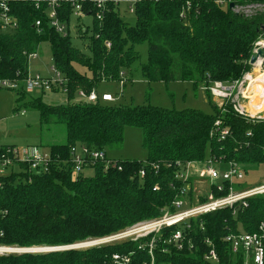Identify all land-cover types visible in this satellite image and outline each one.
Here are the masks:
<instances>
[{"label":"trees","instance_id":"1","mask_svg":"<svg viewBox=\"0 0 264 264\" xmlns=\"http://www.w3.org/2000/svg\"><path fill=\"white\" fill-rule=\"evenodd\" d=\"M49 1L0 0L17 23L16 29L8 30L0 24V79L14 80L18 74L27 78L29 56L48 43L53 65L67 79V95L74 98L80 91L90 94L101 82H120L123 71L140 59L137 47L148 44L147 62L141 66L146 81L189 82L198 88L241 80L252 69L249 61L255 43L264 38V13L245 17L230 9L231 4L264 6V0H229L226 7L217 0H139L134 5L133 26L124 21L114 1H108L99 21L100 10L93 0H76L93 17L90 36L89 29H79L82 38L89 36L88 53H84L73 46L70 36L63 37L49 26ZM61 2V21L70 26L73 6ZM110 104L48 106L40 98L32 101L30 106L39 112L41 125L66 126L67 142L51 147L47 173L35 174L27 164H19V173L0 175V246L72 247L157 220L163 209L175 211L173 202L185 188L176 180L178 163L214 157L240 166L245 173L249 168H264V122H248L230 108L223 115L217 106L208 115L198 110ZM217 121L229 129L224 140L215 133ZM127 127L142 131L146 160H114L108 167L98 162L74 180L71 149L86 146L107 154L108 149L122 146ZM6 148L10 147H0V153ZM87 170L93 171L92 176L84 175ZM156 186L159 189L154 191ZM262 224L264 195L247 199L245 206L190 221L181 249L172 241L177 227H171L138 242L42 254H0V264H114L115 255L129 256L130 264H245L244 254H233L226 238L258 233ZM212 248L218 263L205 259Z\"/></svg>","mask_w":264,"mask_h":264},{"label":"built area","instance_id":"2","mask_svg":"<svg viewBox=\"0 0 264 264\" xmlns=\"http://www.w3.org/2000/svg\"><path fill=\"white\" fill-rule=\"evenodd\" d=\"M37 1V0H34ZM108 1H114L115 5L122 3L120 0H93L95 7L100 10L97 15L98 20H102L103 11L106 8ZM67 3H71L73 6V17H83L85 13L82 10V6L76 0H66ZM125 3L130 4L134 12V5L137 0H124ZM229 0H217V4L224 7L227 6ZM61 0H50L48 2V18L49 26L53 28L58 34L63 37L70 36L71 25L61 21L60 12L63 9ZM189 5V3H187ZM38 7V4H37ZM0 24L3 30L16 29V21L9 15V8L6 4L0 3ZM36 26L40 27L41 22H36ZM264 38L261 40L263 41ZM259 46L264 47V43H260ZM110 48V44L108 45ZM38 59V54L29 56V60ZM263 65V61L259 63ZM262 79V80H261ZM256 78L249 74L245 79L235 81L230 84L213 83L210 87H206L212 98L217 99L220 102L219 109L223 114L227 112V109H232L237 115L246 119L253 124L264 122V91L261 93L260 85L264 86V76L259 77L258 85H255ZM258 89V90H256ZM0 90H6L11 92H24L32 93L38 91L41 94L49 92H60L67 94V79L64 74L59 71L54 65L49 69L48 76H42L37 74L31 76L30 73L27 78L21 79L20 75L14 80L0 79ZM264 90V88H263ZM80 102L89 104L96 103H108L114 102L115 98L110 95L99 96L94 90L90 94L80 91L77 94ZM250 107V108H249ZM218 134L221 140H224L229 135V129L222 128L220 121L215 123ZM212 135H215L214 133ZM72 153V174L74 178H78L83 174L85 169L90 166H95L98 162H103L106 167L114 164V160L107 158V154L103 151H97L86 146H76L71 149ZM51 163L50 153L43 154L36 148H25L20 150L18 148H6L0 153V175H3L2 171L6 170L13 165L27 164L30 167V171L35 174H44L49 170ZM116 163V162H115ZM223 165L224 169L218 168ZM176 180L185 184L189 179L186 175L191 171H194L201 179H206L210 182L215 189L223 192L225 188H229L230 194L225 198L215 199L213 196L210 200H214L199 207H188V189L183 188L180 195L176 197L172 207L175 211L165 209V214L154 221H148L140 223L132 228L121 231L110 237L93 241L90 246L97 247L102 245H110L123 242H138L140 239L147 237L157 236L165 228L177 227V230L173 234L172 241L177 244L178 248H182V242L184 240V231L187 227H190V221L196 220L201 216L216 212L219 209L234 207L236 205H246V200L264 193V187L241 190L234 193L233 190L240 188L237 185L245 178V172L242 168L233 163H224L222 160L218 161L214 158H209L204 162L178 163L175 166ZM4 172V171H3ZM141 178H144L145 172L141 171ZM186 187V186H185ZM159 186H156L154 191H157ZM242 189V188H240ZM226 242L229 244L233 254L242 253L247 260H251L254 264H264V224L261 225L259 232L255 234H240L230 235L226 238ZM208 245L213 246L211 242L207 241ZM153 243L150 245V254H152ZM207 261L212 263L218 262L217 254L212 248L209 254L205 257ZM114 264H130L131 258L129 256L115 255L113 256Z\"/></svg>","mask_w":264,"mask_h":264},{"label":"rangeland","instance_id":"3","mask_svg":"<svg viewBox=\"0 0 264 264\" xmlns=\"http://www.w3.org/2000/svg\"><path fill=\"white\" fill-rule=\"evenodd\" d=\"M120 1L122 3L119 4V11L122 18L127 24L133 26L136 23V18L134 16V12H131V5L125 3L124 0ZM224 7H226V5ZM233 11L237 15L252 17L257 13H264V6L257 4L248 6H235V9ZM92 26L93 17L86 15V13L83 17H79V19H77L76 17L72 20V25L70 28L71 42L75 48L83 51L84 53H88V51L86 50V46L89 44V36L91 35ZM79 29H81L83 32L89 29V36H85V38H82V34L79 32ZM260 43H264V40H260L255 43L252 56L257 55L260 50L264 51V47L259 46ZM108 45L109 44H107V47ZM137 51L140 54L139 61L132 65V67H130L129 69H125L123 71L124 73L121 74L120 82L106 81L98 84L95 91L100 97L103 95H110L114 97V102H108L111 103L110 105L114 106H152L175 111L198 110L208 115L214 114V106L218 107L221 101L215 98L213 99L211 94L205 90L206 87H210L213 83L210 85L200 84L198 88H195L193 84L189 82L149 83L143 78L141 72V66L147 62L148 44L138 46ZM37 54L38 59L30 61V75L35 76L39 72L42 75H46L47 72H49L50 67L53 65L50 45L48 43L41 44ZM261 61H263L262 66L259 65ZM250 62L251 59L249 61V64L252 69L249 72L245 73L242 78L245 79L247 75L251 74L258 80L259 77L264 76V57H258L255 65H251ZM79 69L82 72H86L81 67H79ZM258 82H255L256 86L258 85ZM230 83L233 82H227L224 84ZM260 87L263 86L260 85ZM37 97H41L40 99L42 100L43 104H46L48 106H68L70 104L80 103V100L77 96L74 98H70L67 94L60 92H49L41 94L38 91H34L32 93H26L18 97L16 92L14 93L11 91L0 90V147H13L20 150H23L25 148H36L41 153L48 154L51 147L66 144L67 136L65 125H41L39 112L30 106L32 101H35ZM16 110L18 111L16 112ZM219 110L221 114H223L222 110ZM142 137V131L140 129L127 127L124 131V142L122 146L108 149V158L112 160L145 161L147 153L143 148ZM209 158L214 157H208L207 159ZM218 168L224 169L226 167L221 165ZM3 171V175L8 176L14 172L19 173L20 168L17 164H15ZM92 174L93 171L91 170H87L84 173L85 176H92ZM186 176L189 177V179L184 184L186 186L185 188L188 189L189 193L190 191L192 193V198L190 199V196L188 197V207L192 206L196 208L212 202L214 201L213 199L210 200L212 196L215 199L225 198L231 192L227 187L225 188V190H228L227 195L217 197L215 195L216 192L223 193L225 190L223 192L218 191L212 185H210V182L208 180L206 181V179H201L194 171H191ZM75 179L76 178H74V180ZM241 183L242 184L237 186L242 189H234V193L240 192L241 190H251L264 187V168H249L245 173L244 180ZM189 193L187 194L189 195ZM262 195H264V193ZM227 208L231 207L229 206ZM224 209L226 208H222L217 211H221ZM164 214L165 209H163L162 216ZM93 241L97 240H89L82 245L80 244L72 247L78 249L92 248L93 246H90L91 244L89 243ZM0 250L6 251L0 254H9V251L23 249L0 246ZM250 263L254 264L251 260H247L245 258V264Z\"/></svg>","mask_w":264,"mask_h":264},{"label":"water","instance_id":"4","mask_svg":"<svg viewBox=\"0 0 264 264\" xmlns=\"http://www.w3.org/2000/svg\"><path fill=\"white\" fill-rule=\"evenodd\" d=\"M231 10L235 9L234 5L230 6ZM264 30V28H263ZM258 57H264V51L260 50L258 52L257 55H253L251 58V65H255L257 62ZM82 245V244H81ZM70 249H78V248H35V249H23V250H14V251H9V254H27V253H38V254H42V253H49V252H56V251H63V250H70Z\"/></svg>","mask_w":264,"mask_h":264},{"label":"bare ground","instance_id":"5","mask_svg":"<svg viewBox=\"0 0 264 264\" xmlns=\"http://www.w3.org/2000/svg\"><path fill=\"white\" fill-rule=\"evenodd\" d=\"M259 63V62H258ZM263 77V76H262ZM262 80V79H261ZM257 82V81H256ZM262 85V84H261ZM263 86V85H262ZM263 88H264V86L263 87H260V92L262 93L264 90H263ZM8 250V249H7ZM14 251V250H13ZM2 252H6L5 250L3 251V250H0V253H2Z\"/></svg>","mask_w":264,"mask_h":264},{"label":"crops","instance_id":"6","mask_svg":"<svg viewBox=\"0 0 264 264\" xmlns=\"http://www.w3.org/2000/svg\"><path fill=\"white\" fill-rule=\"evenodd\" d=\"M29 72H30V68H29ZM37 74H40V72L39 73H37ZM48 74H49V72H47V74L46 75H42V74H40V75H42V76H48ZM40 96V95H39ZM37 98H39V97H37ZM41 98V97H40ZM112 160V159H111Z\"/></svg>","mask_w":264,"mask_h":264}]
</instances>
